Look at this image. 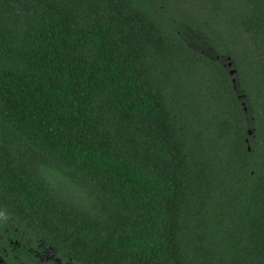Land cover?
Here are the masks:
<instances>
[{
	"label": "trees",
	"instance_id": "1",
	"mask_svg": "<svg viewBox=\"0 0 264 264\" xmlns=\"http://www.w3.org/2000/svg\"><path fill=\"white\" fill-rule=\"evenodd\" d=\"M14 228L77 264H264V0H0Z\"/></svg>",
	"mask_w": 264,
	"mask_h": 264
},
{
	"label": "flooded vegetation",
	"instance_id": "2",
	"mask_svg": "<svg viewBox=\"0 0 264 264\" xmlns=\"http://www.w3.org/2000/svg\"><path fill=\"white\" fill-rule=\"evenodd\" d=\"M214 58L219 59L217 56H214ZM219 61L227 71L225 61L222 59ZM231 84L240 104L245 107L244 100H246V96L240 94L241 91L238 90L237 83L234 88L232 78ZM248 135L251 136L252 134ZM245 143H248L247 139ZM247 149L250 150L249 147ZM12 235L10 237L8 231L5 230L3 235L0 236V264H77L72 261V258L58 255L51 247L43 245L41 240L30 237L27 233L19 235L17 229L14 228Z\"/></svg>",
	"mask_w": 264,
	"mask_h": 264
},
{
	"label": "water",
	"instance_id": "3",
	"mask_svg": "<svg viewBox=\"0 0 264 264\" xmlns=\"http://www.w3.org/2000/svg\"><path fill=\"white\" fill-rule=\"evenodd\" d=\"M225 67L227 68L228 75L232 78V82L234 84V88L236 87V70L232 68V62L229 58H227V62L225 63ZM244 107V106H243ZM244 112H246V107L243 108ZM248 134H252V131H248Z\"/></svg>",
	"mask_w": 264,
	"mask_h": 264
},
{
	"label": "rangeland",
	"instance_id": "4",
	"mask_svg": "<svg viewBox=\"0 0 264 264\" xmlns=\"http://www.w3.org/2000/svg\"><path fill=\"white\" fill-rule=\"evenodd\" d=\"M154 10V9H153ZM154 12H155V10H154ZM192 45H194V43L192 44ZM194 47H195V45H194ZM198 47V46H197Z\"/></svg>",
	"mask_w": 264,
	"mask_h": 264
}]
</instances>
